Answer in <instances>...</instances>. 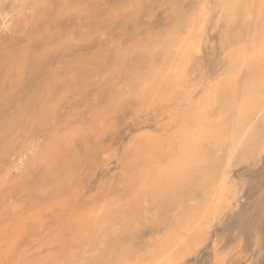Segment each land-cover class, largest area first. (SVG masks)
I'll return each mask as SVG.
<instances>
[{
    "label": "rangeland",
    "instance_id": "1",
    "mask_svg": "<svg viewBox=\"0 0 264 264\" xmlns=\"http://www.w3.org/2000/svg\"><path fill=\"white\" fill-rule=\"evenodd\" d=\"M0 3V213L3 212L0 216L4 217H0V229L4 231L0 232L3 254L0 264H84L88 258L93 262L103 255L113 258L114 244L102 237L89 245L86 233L93 230L90 221L84 218L80 224L71 213L81 209L84 213L87 203H99L102 197H124L127 191L123 171L131 165L129 154L140 137L152 135L157 128L152 117L145 118L132 110L133 102L114 104L130 90L127 83L121 82L114 90L93 85L101 73L120 69L115 60L124 56L126 41L129 45L142 43L133 53L129 51L132 61L146 58V62L152 57L156 66L162 65L161 57L154 55L153 42L170 40L175 29L174 37H182V28L177 27L180 17L193 15L201 0H3ZM205 7L208 13L201 34L196 36L199 50L190 64L194 81L226 73L228 21L217 9V0H208ZM239 19H243L241 13ZM245 27L242 38L248 39ZM116 42L122 51L115 58L112 47ZM107 47L111 49L109 53ZM84 71L91 77H84ZM235 73L239 85L256 76L251 67L237 69ZM259 90L264 94V86ZM260 101L264 104V96ZM101 112L107 113L106 128L100 133L87 134L83 140L73 136L72 154L63 151L59 153V161L50 160L49 138L59 135H55L54 125L60 134H67L69 129L82 126L81 122L90 114L95 117L102 115ZM257 122L264 129V111ZM88 150L94 153L90 160L85 154ZM255 158L235 161L229 180L238 191L237 204L223 211L201 245L195 246L197 250L187 253L177 264H264V150ZM53 169H59L56 174L61 182L56 189L53 187L57 185L48 177ZM43 188L48 190L42 191ZM73 190L79 193L71 196ZM98 203L92 204L98 207ZM152 216V212L144 214L135 246L139 243L142 247L149 237L160 233V219ZM130 233V230L122 232L123 243L132 242ZM76 234L84 239L82 246H77ZM90 261L87 264H93Z\"/></svg>",
    "mask_w": 264,
    "mask_h": 264
},
{
    "label": "bare ground",
    "instance_id": "2",
    "mask_svg": "<svg viewBox=\"0 0 264 264\" xmlns=\"http://www.w3.org/2000/svg\"><path fill=\"white\" fill-rule=\"evenodd\" d=\"M2 1L0 0V2ZM207 3L208 0H201L199 9L193 15L180 17L181 20L177 27L182 28V37H174L175 29L170 34V36L174 35L170 40L153 42L156 45L154 55L161 57L162 65L156 66L154 60H151L152 57L146 62L144 61L146 58H136V61H132L129 51L133 53L134 48L142 45L139 42L129 45L126 41V52L120 58L118 52L122 50L116 42L117 45H114L112 49L114 57L118 56L115 64L120 66L118 69L121 71L119 72L118 69L108 70L96 78L98 81L93 86L99 88L100 85H103L104 90H109V88L114 90V87H119L121 82L127 83L130 90L119 98L118 103L114 104L118 105L122 102L128 105V102H133V105H130L133 107L132 110L142 113L145 118L152 117L157 130H154L155 133L152 135L146 134L140 137V140L135 143V148L133 147L134 149L129 154L131 165H128L126 172L123 171L125 190L127 191L124 193V197L115 195L111 199L102 197L99 203L98 201L87 203L86 207L89 208L85 207L84 213L83 209L71 213L78 218L80 224L84 218L90 221L94 232L91 230L86 233V236L89 237V245L100 241L102 237L105 241L114 244L113 258L103 255L94 262L88 258L86 261L82 260L85 262H83L84 264H87L88 261L93 264H177L187 253L197 250L214 220L223 211H227L237 204L235 198L238 191L229 180L230 168L235 161L241 163L253 159L264 150V129L257 122L264 111V104H261L260 101L264 94L259 90L264 86V0H217V9L228 21L227 26L229 27L228 37H226V73L216 74L210 78L202 77L199 81H194V77L191 76L190 64L199 50L197 37L201 34L204 18L208 13L205 7ZM251 4H255V6L252 7ZM178 13H181L180 10ZM239 13L243 19L238 20ZM243 26H246L245 28L248 30V39L242 38ZM109 50L111 49L109 48ZM119 55H122V52ZM243 67H251L256 76L239 85L236 81L235 70ZM83 76L91 77L85 71ZM101 113L102 115L99 113L95 117L90 114L88 118L84 119V123L81 122L82 126L69 129L67 134L64 133L65 135L60 134L58 126L54 125L53 131L55 135H59L56 138L53 136L49 138L48 152H52V155L49 156L50 160L52 162L59 161V153L63 151L72 154L71 139L73 136L85 138L87 134L100 133L102 129L106 128L107 119L104 116L107 113ZM92 152L93 150L85 151L87 160L94 157ZM57 170L59 171V169ZM57 170L53 169L48 173V177L57 185L53 189L61 184L56 174ZM46 189L43 188L42 191H46ZM73 193L79 192L73 190L70 192L71 196ZM50 200L53 199L50 198ZM29 201L31 202V200ZM60 201H63V198H60ZM68 201L72 206L74 205L70 199ZM92 203L99 205L95 207L97 205ZM60 205L67 207L64 203ZM146 212H152V218L155 215L159 217L158 227L161 231L149 237L147 242L143 240L145 245L141 247L138 243L140 247H137L138 245L135 246V244L138 240L135 241V239ZM1 213L0 215H2ZM105 224H107V228ZM143 224L145 223L143 222ZM1 225L3 224L1 223ZM12 227L11 229H13ZM121 229H124L122 232L128 233L130 230L129 237L132 238V242L123 243L122 232L119 233ZM10 232L13 234L12 230ZM42 235L41 237H43ZM25 238L27 239V237ZM38 238L41 239L39 236ZM83 240L79 239V235L76 234L77 246H82ZM113 244H110V247L111 245L113 247ZM102 246L104 245L102 244ZM99 253L101 254V251ZM1 254L2 252H0V256Z\"/></svg>",
    "mask_w": 264,
    "mask_h": 264
}]
</instances>
